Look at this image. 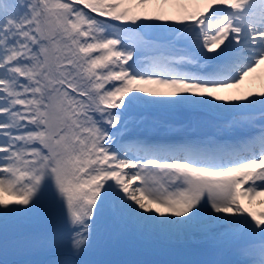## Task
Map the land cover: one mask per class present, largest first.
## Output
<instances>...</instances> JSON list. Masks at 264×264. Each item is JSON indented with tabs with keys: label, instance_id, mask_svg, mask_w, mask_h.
<instances>
[{
	"label": "snow or ice",
	"instance_id": "6c2138e0",
	"mask_svg": "<svg viewBox=\"0 0 264 264\" xmlns=\"http://www.w3.org/2000/svg\"><path fill=\"white\" fill-rule=\"evenodd\" d=\"M19 3L0 24L5 255L11 225L48 222L23 243L80 256L134 231L206 246L180 264H264V0ZM137 113L190 118L157 140L130 137Z\"/></svg>",
	"mask_w": 264,
	"mask_h": 264
},
{
	"label": "rangeland",
	"instance_id": "374dc122",
	"mask_svg": "<svg viewBox=\"0 0 264 264\" xmlns=\"http://www.w3.org/2000/svg\"><path fill=\"white\" fill-rule=\"evenodd\" d=\"M25 9L19 0H0V24L6 19H18ZM87 11V10H86ZM116 23V22H112ZM123 27V25H121ZM137 116L146 115L147 120L143 125L135 128L132 133L156 134L164 137L165 125L179 127L190 118L187 114L165 113H137ZM205 127L203 132L211 130L212 123L207 117L201 118ZM153 121H160V126L153 130ZM208 125V126H207ZM160 134V135H159ZM56 225L42 222L35 224H16L9 227L8 250L5 255L3 233L0 231V264L4 259L9 264H49L55 260L92 261L96 264H180L181 261L200 260L210 258L206 246L201 244H180L170 242L158 237H145L134 231H124L119 236L109 238L101 235L93 247L83 255H73L69 246L64 245L56 249H46L29 246L23 241L32 235H39L51 230ZM223 259L234 258L231 253H226Z\"/></svg>",
	"mask_w": 264,
	"mask_h": 264
},
{
	"label": "bare ground",
	"instance_id": "6f19581e",
	"mask_svg": "<svg viewBox=\"0 0 264 264\" xmlns=\"http://www.w3.org/2000/svg\"><path fill=\"white\" fill-rule=\"evenodd\" d=\"M156 128V127H155ZM199 129H202V125L199 127ZM163 131L165 132L166 129L164 128ZM148 138H151V139H157L158 137L156 135H151V137H148ZM264 209H260V208H254L253 211H256V212H259V211H262Z\"/></svg>",
	"mask_w": 264,
	"mask_h": 264
}]
</instances>
